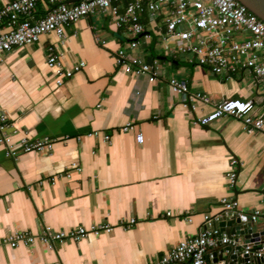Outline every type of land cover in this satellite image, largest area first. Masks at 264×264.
<instances>
[{
    "label": "crops",
    "instance_id": "crops-1",
    "mask_svg": "<svg viewBox=\"0 0 264 264\" xmlns=\"http://www.w3.org/2000/svg\"><path fill=\"white\" fill-rule=\"evenodd\" d=\"M8 1L0 0V6ZM46 7L38 0L31 18ZM142 19L152 37L133 49L110 16L96 13L68 27L63 42L48 32L0 53V108L17 129L13 139H54L51 151L16 158L5 156L0 144V242L9 230L36 232L42 225L56 230L99 222L112 226L53 248L0 243V264H151L197 233L205 213L221 218L224 196L235 198L246 215L258 209L264 218V133L247 132L231 116L194 123V115L211 105L190 113L166 79L184 80L190 91L206 93L212 101L252 100L255 113H264V84L248 71L228 79L211 73L190 55L173 51L172 43L165 47L158 16ZM49 44L56 45L64 68L84 61L61 84L45 62ZM121 47L144 60L157 58L158 78L149 83L125 72L114 58ZM136 88L138 101L132 97ZM127 121L134 127L123 131ZM95 130L97 136L90 134ZM233 158L237 164H230ZM73 162L80 170L70 167ZM231 171L236 172L232 186ZM129 218L135 221L125 228ZM242 225L232 226L236 231ZM254 227L260 230V222Z\"/></svg>",
    "mask_w": 264,
    "mask_h": 264
},
{
    "label": "built area",
    "instance_id": "built-area-1",
    "mask_svg": "<svg viewBox=\"0 0 264 264\" xmlns=\"http://www.w3.org/2000/svg\"><path fill=\"white\" fill-rule=\"evenodd\" d=\"M45 1L46 10L38 18H31L38 0H10L0 6V53L33 43L41 34L48 32H53L63 42L68 27L79 18L96 13L110 16L125 39L126 46L133 49L142 38L152 37L143 16L149 19L158 16L162 24L160 38L165 47L172 43L173 51L190 55L195 64L215 75L228 79L237 71H248L256 82L264 84V21L238 0ZM126 49L121 47L114 52L116 64L135 77L144 76L147 82H154L159 75L158 59L144 60L128 53ZM45 62L54 71L57 84L84 65V61H79L70 68H64L55 44L46 47ZM166 80L171 92L180 95L182 106L190 113L194 114L200 105H211L210 111L194 115V123L207 125L216 118L231 116L240 120L247 132L264 133V113H255L252 100L224 98L212 101L206 93L190 91L184 80L170 76ZM140 95L139 89L133 90L132 97L135 100L138 101ZM133 127V122L127 121L122 130L128 131ZM99 133L98 130L90 132L94 136ZM16 134L17 129L0 108V144L4 147L5 156L16 158L20 153H47L53 148L54 139L49 136L30 138L22 135L14 140ZM135 136L137 142L143 140L140 132ZM103 138L106 141L110 139L108 134H104ZM230 164H237V159H231ZM70 167L80 170L76 162L71 163ZM55 177H51V183ZM65 177H70V170L65 173ZM235 177V171L228 173L231 186ZM219 203L224 215L239 219L245 216L251 223L249 227L260 222V230H264V218L260 217V210L255 209L246 215L235 198L226 196L220 198ZM218 218L219 215L205 213L197 233L176 242L151 264H264V235L259 239L246 238L237 231L242 230L241 226L233 232L224 231L216 225ZM134 221V218H129L123 225L128 228ZM111 229L112 226L105 222L89 227L79 225L67 230L42 225L36 232L9 230L0 243L17 247L40 242L53 248L57 243L77 241Z\"/></svg>",
    "mask_w": 264,
    "mask_h": 264
},
{
    "label": "water",
    "instance_id": "water-1",
    "mask_svg": "<svg viewBox=\"0 0 264 264\" xmlns=\"http://www.w3.org/2000/svg\"><path fill=\"white\" fill-rule=\"evenodd\" d=\"M240 3L244 4L248 10L255 13L260 19L264 21V0H238ZM242 221V230H237L238 233L243 234L244 237L253 239H259V237L264 235V230H257L255 227L251 226V223L247 220L245 216L239 218H230L228 215H222L221 218L216 220V225L227 232H233V222ZM239 227V226H238ZM236 227V229L238 228Z\"/></svg>",
    "mask_w": 264,
    "mask_h": 264
}]
</instances>
